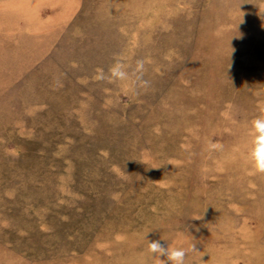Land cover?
Returning a JSON list of instances; mask_svg holds the SVG:
<instances>
[{
	"label": "rangeland",
	"instance_id": "obj_1",
	"mask_svg": "<svg viewBox=\"0 0 264 264\" xmlns=\"http://www.w3.org/2000/svg\"><path fill=\"white\" fill-rule=\"evenodd\" d=\"M262 109L264 0H0V264H264Z\"/></svg>",
	"mask_w": 264,
	"mask_h": 264
},
{
	"label": "clouds",
	"instance_id": "obj_2",
	"mask_svg": "<svg viewBox=\"0 0 264 264\" xmlns=\"http://www.w3.org/2000/svg\"><path fill=\"white\" fill-rule=\"evenodd\" d=\"M137 63L138 67L142 69L143 61ZM110 71L113 78L127 79L128 74L120 62L114 64ZM249 137L247 159L255 171L264 173V109L261 110V115L251 121ZM148 251L153 254L154 259L159 261V264H184L185 262L186 249L183 247L165 246L159 240H148ZM161 257L164 258L161 259Z\"/></svg>",
	"mask_w": 264,
	"mask_h": 264
}]
</instances>
